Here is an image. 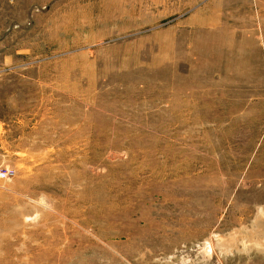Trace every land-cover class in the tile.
Segmentation results:
<instances>
[{
    "label": "rangeland",
    "instance_id": "rangeland-1",
    "mask_svg": "<svg viewBox=\"0 0 264 264\" xmlns=\"http://www.w3.org/2000/svg\"><path fill=\"white\" fill-rule=\"evenodd\" d=\"M0 264H264V0H0Z\"/></svg>",
    "mask_w": 264,
    "mask_h": 264
}]
</instances>
